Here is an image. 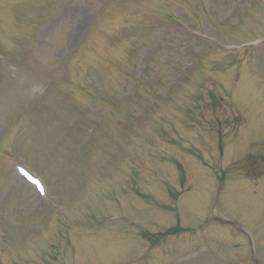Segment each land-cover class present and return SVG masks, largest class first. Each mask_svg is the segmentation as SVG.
<instances>
[{
    "label": "rangeland",
    "instance_id": "obj_1",
    "mask_svg": "<svg viewBox=\"0 0 264 264\" xmlns=\"http://www.w3.org/2000/svg\"><path fill=\"white\" fill-rule=\"evenodd\" d=\"M255 151L264 0H0V264H264Z\"/></svg>",
    "mask_w": 264,
    "mask_h": 264
},
{
    "label": "flooded vegetation",
    "instance_id": "obj_2",
    "mask_svg": "<svg viewBox=\"0 0 264 264\" xmlns=\"http://www.w3.org/2000/svg\"><path fill=\"white\" fill-rule=\"evenodd\" d=\"M250 157L253 161H263L264 160V153L260 152H249L246 153V157ZM260 174H257L256 177L258 178H251L248 174L244 175V180L247 181V185H244V188L247 187L248 189L251 188V183L255 186L258 192L264 195V169L260 171ZM242 173V172H241ZM244 183V182H243ZM245 184V183H244Z\"/></svg>",
    "mask_w": 264,
    "mask_h": 264
}]
</instances>
